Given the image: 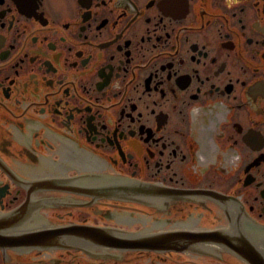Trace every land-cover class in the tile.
<instances>
[{"label": "flooded vegetation", "instance_id": "1", "mask_svg": "<svg viewBox=\"0 0 264 264\" xmlns=\"http://www.w3.org/2000/svg\"><path fill=\"white\" fill-rule=\"evenodd\" d=\"M124 180L154 189L103 191ZM28 202L41 224L223 240L0 264H251L245 239L264 257V0H0V212Z\"/></svg>", "mask_w": 264, "mask_h": 264}, {"label": "water", "instance_id": "2", "mask_svg": "<svg viewBox=\"0 0 264 264\" xmlns=\"http://www.w3.org/2000/svg\"><path fill=\"white\" fill-rule=\"evenodd\" d=\"M24 180L20 183L23 184ZM42 187L67 188L70 178H48L34 181ZM152 186L134 180L110 182L104 192H118L120 197L140 198L141 190ZM30 202L0 213V246L3 248H83L103 246L117 249L148 248L160 251L198 248L208 241H222L220 232L207 231L197 237L182 231L162 230L151 233L124 234L116 229L92 224H38L30 213ZM239 254L251 264H264L258 247L249 239L239 244Z\"/></svg>", "mask_w": 264, "mask_h": 264}]
</instances>
